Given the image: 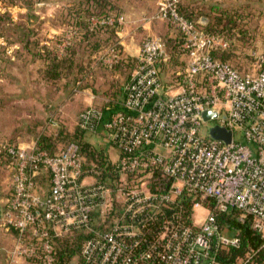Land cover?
<instances>
[{
    "label": "built area",
    "instance_id": "2783aa9c",
    "mask_svg": "<svg viewBox=\"0 0 264 264\" xmlns=\"http://www.w3.org/2000/svg\"><path fill=\"white\" fill-rule=\"evenodd\" d=\"M178 6L179 0H161L157 16L180 32L186 68L166 83L161 75L169 57L165 41L147 38L125 86L123 109L104 125L120 152L112 160L120 173L116 187L88 174L74 142L55 153L36 144H2L14 169L12 195L0 218L16 233L8 251L11 264L51 263L55 238L77 228L92 234L83 244V264H145L158 257L165 264H220L213 246L237 245L239 239L223 231L216 214L233 208L241 219L252 217L264 239V52L252 53L256 71L239 72L214 57L227 41L199 28ZM97 22L113 24L114 19ZM111 52L107 59L117 61V51ZM206 110L217 113L212 127L232 132L230 142L213 137L212 127L203 131ZM101 118L102 112L89 107L81 125L95 132ZM155 171L169 180L167 192L161 177L154 178L158 191L149 188L147 177ZM134 172L130 182L127 175ZM46 174L50 188L44 192L38 178ZM184 191L197 198L193 218L199 229L170 228L167 222L159 235L162 249L137 251L140 229L159 211V202ZM207 199L214 201L213 208ZM160 243L154 241L153 247Z\"/></svg>",
    "mask_w": 264,
    "mask_h": 264
},
{
    "label": "rangeland",
    "instance_id": "374dc122",
    "mask_svg": "<svg viewBox=\"0 0 264 264\" xmlns=\"http://www.w3.org/2000/svg\"><path fill=\"white\" fill-rule=\"evenodd\" d=\"M83 1L86 2L0 0L1 148L2 144L27 147L46 142L58 150L71 141L82 142L84 138L76 137V133L81 117L89 107L82 92L86 93L84 90L93 84L90 92L94 91L96 97L91 105L98 108L118 105L122 102L121 85L136 67L145 40L159 37L171 42L178 36L177 29L167 19L157 16L161 0H114L115 10L120 6L121 14L110 17L114 19L115 27H102L81 39L78 4ZM224 1L227 7H242L245 21L241 23L253 33L252 40L241 45L244 51H240V47H231L230 53L238 57L235 58L240 62L243 73L256 71V68H250V61H254L250 59V53L264 52V0ZM183 2L179 0V11ZM134 4L142 8L147 15L146 20L134 22L127 18V14L136 12ZM97 21L104 20L94 19L93 23H99ZM145 26L151 27L152 31L148 32ZM197 26L201 28L200 24ZM21 34L24 42L20 40ZM92 43H97L98 47L90 49ZM134 43L140 52L137 57L131 51ZM113 48L118 53L115 62L107 59L112 56ZM129 57L134 58L131 67L128 66L132 63ZM186 66L185 56L180 55L172 65L165 66L164 73L168 74V79H174L176 72L183 71ZM78 76L81 78L79 83ZM214 124L213 120L205 122L203 131L210 130ZM99 133L85 132L91 150L105 148L102 151L106 158L117 159L120 152L111 142L108 132L105 137ZM94 155L97 159L101 152L96 151ZM90 158L89 162H94V158ZM13 174L6 152L5 155L0 154V199L7 201L11 197ZM41 185L47 189V178L42 179ZM3 203L0 202V206L3 207ZM4 264H11V261Z\"/></svg>",
    "mask_w": 264,
    "mask_h": 264
},
{
    "label": "trees",
    "instance_id": "16d2710c",
    "mask_svg": "<svg viewBox=\"0 0 264 264\" xmlns=\"http://www.w3.org/2000/svg\"><path fill=\"white\" fill-rule=\"evenodd\" d=\"M83 2L78 4V33L79 31L80 33H82L81 39L85 35L87 36L88 34H93L95 31L101 29L102 27H115V24L108 25L93 23L94 19L106 20L110 17H118L119 15H121L119 14L120 6H117L119 11L118 9L115 10L116 3H114V0H86V2ZM241 11H243V9L238 5H232L228 7L216 6V14L213 15L212 18L210 17V20L207 25H202L198 22V20H196L197 16H193L192 14H190L183 3L180 4V12L186 18L196 22V24H200V27L206 30L207 32L213 35H219L227 41L228 47L223 50L216 51L214 53V57L218 58L221 61L228 62L236 70L243 73L240 62L236 59L238 57H236L234 53H230L232 51L231 47H240V51H244L241 45H244V42L249 43L250 40H252L253 38V33H250L249 29L245 28L244 24L241 23H244L245 21L244 13H242ZM20 38L21 42H24L25 38L22 34L20 35ZM180 41L181 34L179 31L178 36L175 39H172L171 42L165 41L169 57L168 60L162 64V68L166 65H172V62H174L178 56H184L180 49ZM95 47H98L97 43L90 44V49H93ZM240 51L238 52L240 53ZM251 53L250 59H254ZM129 58L128 60L132 63H129L128 66L131 67L134 58ZM233 59L236 61H234ZM133 72L134 71L129 74L130 76H128L126 82L121 85V89L123 92L121 95V101H124L125 86L130 82ZM49 75L51 74L49 73ZM80 80L81 78H79L78 76V83L80 82ZM89 107H93L102 112V118L98 128L96 129V132H100L99 134L105 137L106 132H108L104 127L105 123L107 122L112 113L123 109V102H120L118 105L115 106H106L104 108H98L97 106L93 105ZM82 119L83 116L80 120L81 129L79 127V131L76 133V137L79 136L80 139L84 138V140H81L82 142L71 141L69 143L74 142L78 144L81 148L82 155L84 157V167L89 175L95 176L99 181H101L107 186L116 187L120 182V173L119 171L114 169L115 164H113L112 160L106 158V155L103 154L104 152L102 150H105V148L101 150L96 147L94 148V151L91 150L90 144L86 141L85 138V132L91 130L82 127ZM69 143H67L64 147H66ZM38 148L40 150H46L50 153H55L62 149L61 148L58 150H54V148L46 142L45 144H38ZM96 151L101 152V155L97 159L94 155ZM0 154L5 155V151L1 147ZM7 156L9 163H11L12 158L8 154ZM90 157L94 158V160H92L94 162H89L91 161ZM137 174L138 173L134 172L127 175L128 180L131 182V180L134 179L135 175ZM140 175H142V173ZM45 176L49 181V176L46 174L42 178H38L40 184L42 182V179H46ZM155 177H161L164 187L162 192H167L169 190L170 185V183H167L169 182V180L163 179V176L159 171H155L153 176L147 177L149 182V188L158 191L157 183L154 182ZM196 201L197 198L194 195L190 194L188 191H184L182 194L176 196L172 201H160L158 204L159 211H157L153 219H150L148 221L146 220V226L143 227V229H140L141 233L137 237V239L140 238L142 242L141 245L138 247L137 251L148 252L153 250V253H156L157 250L162 249L163 240L160 239L159 235L161 232L164 231L167 222H169L170 228L174 227L180 229L181 227L190 226L194 230L199 229V227L195 224L193 218V207ZM205 203L211 208L214 207V201L210 199L205 200ZM96 215L98 217V214ZM216 218L217 222L222 227L223 231L226 232V234L232 237H237L239 239V243L237 245L219 247L213 246L211 253L215 255L216 259L220 264H264V239L263 236L253 228L252 217H245L244 219H241L240 211L233 208L229 209L226 212L217 211ZM93 222L95 223V227H98V229L100 230H104L103 228L105 227V225L100 222L99 218L97 220L93 218ZM96 223H98V225H96ZM91 236L92 234L89 233L87 229L77 228L72 229L63 236L56 237L54 240V259L51 263L44 264H83L85 261L82 257L83 244ZM157 240L161 241V243L158 246L156 245L153 247L154 241ZM145 264H165V262H163L158 257L153 260L146 261Z\"/></svg>",
    "mask_w": 264,
    "mask_h": 264
},
{
    "label": "crops",
    "instance_id": "0c3cea01",
    "mask_svg": "<svg viewBox=\"0 0 264 264\" xmlns=\"http://www.w3.org/2000/svg\"><path fill=\"white\" fill-rule=\"evenodd\" d=\"M183 1H184L183 2L184 5H185L186 9L189 11V13L192 14L193 16H197L198 22H201L200 24H202V25H207L209 20H210V17L212 18V16L216 14L215 13V7L216 6L227 7V5L225 4L227 2H225L224 0H183ZM144 14H145V12L142 10V8H138L137 7L136 12H133L132 14H129V15L127 14L126 16H127V18L130 19V21H134V22L139 21L140 22V21H144V20L147 19L146 18L147 15H144ZM148 21H149V19H148ZM145 28H147L146 30H148V32L150 30L152 31L151 27H149V26H145ZM123 44L124 45L126 44V46H127V43L123 42ZM131 49H132L131 51H134V53H136L135 56L137 57V55L140 52H139V48L136 49L135 43L133 44V46H131ZM249 64H250V68H253L255 62L253 60H251ZM164 68L165 67H163L162 70H161V75H162L163 80L167 83V82H169L171 80V77H170V80H169L168 79V74L164 73ZM134 69H135V67L133 68V71H134ZM253 69H255V67ZM92 85H90L91 88H86L84 90V91L87 90L88 93H87V91H86V93L82 92L83 95L86 97V99L88 101L87 104H89V106H92L91 104L93 103L94 98L96 97V95L94 94V91L90 92V90L92 91ZM114 160H116V159H114ZM91 180H93V179H91ZM49 181H48V187H47L46 190H44V192H47L49 190ZM0 202H4L3 203L4 204L3 207L0 206V218H1L2 217V212H3L4 207H5L6 200L0 199ZM0 230H1V233H2V239L0 241V264H4L5 261L7 263V261L9 260L8 259V251L12 248V246L15 243L16 233L13 230L7 229L5 226H3L1 221H0Z\"/></svg>",
    "mask_w": 264,
    "mask_h": 264
},
{
    "label": "water",
    "instance_id": "95a60500",
    "mask_svg": "<svg viewBox=\"0 0 264 264\" xmlns=\"http://www.w3.org/2000/svg\"><path fill=\"white\" fill-rule=\"evenodd\" d=\"M217 116V113L213 110H206L203 112V117L206 121ZM211 135L217 139H223L227 143L230 142L232 138V132L228 129L215 125L211 129Z\"/></svg>",
    "mask_w": 264,
    "mask_h": 264
}]
</instances>
